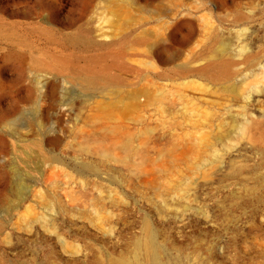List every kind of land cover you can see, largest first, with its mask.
<instances>
[{"label": "rangeland", "instance_id": "1", "mask_svg": "<svg viewBox=\"0 0 264 264\" xmlns=\"http://www.w3.org/2000/svg\"><path fill=\"white\" fill-rule=\"evenodd\" d=\"M151 238L264 264V0H0V264Z\"/></svg>", "mask_w": 264, "mask_h": 264}, {"label": "bare ground", "instance_id": "2", "mask_svg": "<svg viewBox=\"0 0 264 264\" xmlns=\"http://www.w3.org/2000/svg\"><path fill=\"white\" fill-rule=\"evenodd\" d=\"M111 42H106L105 45L111 44ZM101 56H95V57H102ZM204 69H199V71L203 72ZM140 247L146 248V259L145 261L139 259L138 257L129 259L126 257H111L109 259V264H169L165 262L162 259V256L160 254L159 248L153 238L149 239L147 242L143 243V245L140 243Z\"/></svg>", "mask_w": 264, "mask_h": 264}]
</instances>
